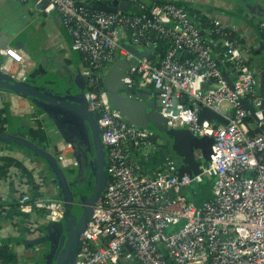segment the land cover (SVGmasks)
<instances>
[{
  "label": "built area",
  "instance_id": "obj_1",
  "mask_svg": "<svg viewBox=\"0 0 264 264\" xmlns=\"http://www.w3.org/2000/svg\"><path fill=\"white\" fill-rule=\"evenodd\" d=\"M19 1L32 2L39 12L53 8L59 13L81 54L84 96L107 153L106 186L81 235L74 264H264V98L260 76L249 62L251 49L233 27L217 16L205 20L201 10L171 1L117 0L144 14L94 8L116 0ZM259 27L264 36V21ZM126 44L142 49L168 44L153 59L138 58L137 84L151 88L161 113L175 105L168 128L188 127L196 137H213L210 159L199 174L180 176V160L171 156L155 170L135 159V153L147 159L170 150L160 134L115 109L100 85L120 55L136 58ZM0 53L2 71L24 81L28 54L14 46L0 48ZM203 106L227 123H200ZM65 144L57 151L59 165L77 167L78 159L65 150L73 145ZM196 156L201 159L202 153L196 151ZM206 179L213 182L211 197L198 205L187 188ZM18 206L23 214L38 212L43 222H59L65 214L64 202L49 196L23 193ZM6 210L0 204V215ZM24 222L28 228V219ZM32 249L22 264L36 262L44 246L36 243Z\"/></svg>",
  "mask_w": 264,
  "mask_h": 264
},
{
  "label": "crops",
  "instance_id": "obj_2",
  "mask_svg": "<svg viewBox=\"0 0 264 264\" xmlns=\"http://www.w3.org/2000/svg\"><path fill=\"white\" fill-rule=\"evenodd\" d=\"M143 1L150 3L152 0ZM165 1L181 4L189 9H199L205 20L217 16L230 24L235 35L241 37L244 45L251 49L249 62L255 73L260 76L264 72V36L259 27L260 22L264 21V0ZM45 7L47 8L46 4ZM6 46L20 48L28 54L26 76L38 84L53 92L73 97H79L85 92V79L80 73L81 54L74 49L71 36L55 9L47 8L39 12L35 10L32 2L22 4L19 0H0V48ZM135 48L146 50L147 54L155 58L168 48V44H163L158 49H142L138 46ZM122 59L132 62L121 55L116 61ZM3 62L4 56L0 53V67ZM136 67L137 64L124 72L120 79L121 87L132 97L153 105L156 101L150 96L151 88L140 89L137 84ZM101 87L106 90L105 83H102ZM59 114L62 116L34 104L24 96L0 90L1 134L27 141L52 157L57 156L59 145L70 143L69 141L75 144L76 149L73 146V149L65 147V150L66 153H71L70 156L74 155L78 159L79 165L73 168L61 167L64 179L73 188L75 182L84 175L81 161L77 157L76 136L80 137L79 143L85 152H89L90 147L86 139L82 138L86 133L85 127L79 124L76 127L72 125L73 129L68 128L64 124L63 114ZM165 157L164 151L152 154L147 159L135 153V159L148 170L158 168L165 161ZM62 183L59 176L55 175L37 154L21 148L15 142L0 140V204L7 206L5 213L0 215V247L5 245L10 249L9 264H22V259L27 253L31 257L34 242L38 240L42 242L44 249L37 255V262L32 264H44L47 251L45 238L50 222H43L36 211L21 213L18 199L23 193L33 197L49 196L62 199ZM27 219L28 228L24 222ZM22 224L23 228H20Z\"/></svg>",
  "mask_w": 264,
  "mask_h": 264
},
{
  "label": "water",
  "instance_id": "obj_3",
  "mask_svg": "<svg viewBox=\"0 0 264 264\" xmlns=\"http://www.w3.org/2000/svg\"><path fill=\"white\" fill-rule=\"evenodd\" d=\"M45 4H47V1H45ZM130 7L131 5L129 2H119L116 0L113 2V5H100L94 8L116 13L119 10L127 12ZM125 46L136 58L132 60V62H128L126 59L116 61L100 78V85L102 86V83H105L111 105L115 109L121 111L128 121L140 127L152 129L163 137L169 150L179 157L180 166L178 174L180 176L183 174H189L190 176L199 174L201 171L200 166L203 165L204 161L210 159L214 140L213 137H196L188 127L168 128V119L176 112L175 105L168 109L166 113H161V109L156 102L152 105L146 101L138 100L121 87V76L127 69L138 63V58H153L152 55L146 53V50H138L133 45L126 44ZM1 67L0 90L11 91L15 94L24 96L30 99L34 104L50 111L52 110L53 113H57L58 116H62L59 114L62 113L64 116V124L68 128L73 129V127L79 124L85 127V135H80H84L82 138H85L87 143H89L90 150L89 152H84L83 150L82 154L78 151L77 157L79 161H81V170L84 173V177L87 176L89 182L87 183V188L80 192H74L72 187L68 185L56 157L50 156L44 150L21 139V141L26 143L28 149H30V147L33 148L30 150L41 157L45 163L50 166L55 175L59 176L63 182L64 194L61 200L65 205V214L61 221L50 222L49 224V227H54V232L45 238V240H47V251L44 264H74L81 241V235L90 221L96 204L102 197L108 179L107 153L101 141L97 117L86 102L84 92H82L79 97L62 95L53 92L44 85L38 84L31 77H26L24 81L17 80L3 72ZM224 74L230 81L226 71H224ZM260 79V93L264 98V72L261 73ZM186 102L185 99L182 100V103ZM174 103L176 104V101ZM243 103L252 113L254 112V108L251 104L247 101H243ZM205 120L215 124L227 123V119L222 115L203 106L200 109L199 122L202 123ZM72 125L73 127H71ZM1 136L0 134V137ZM7 136L8 135H5V137ZM76 138L79 139L80 137L76 136ZM69 142L75 146L74 143L71 141ZM196 151L202 153L201 159L196 156ZM88 155L91 160L89 164H87ZM88 165L91 167L90 176L85 175ZM37 243L42 244L39 240Z\"/></svg>",
  "mask_w": 264,
  "mask_h": 264
},
{
  "label": "trees",
  "instance_id": "obj_4",
  "mask_svg": "<svg viewBox=\"0 0 264 264\" xmlns=\"http://www.w3.org/2000/svg\"><path fill=\"white\" fill-rule=\"evenodd\" d=\"M151 2H156V3H164V2H166L165 0L163 1H161V0H152ZM181 5V4H180ZM130 12L131 13H133V14H142L143 12L144 13H146V11H144V10H141L139 7H137L136 5H132L131 7H130ZM143 13V14H144ZM203 19H205V18H203ZM243 41V40H242ZM244 42V41H243ZM81 59H82V57H81ZM1 134V133H0ZM2 136L0 137V140L1 141H4V142H7V143H12V142H15V144L16 145H18V146H20L21 148H24L25 150H28V151H30V152H32V153H34L32 150H30V149H33V148H31L30 147V149H28V147H27V145H26V143L24 142V141H21V140H19V139H14V138H12V137H5V135H3V134H1ZM88 157H89V155H88ZM90 157L88 158V161H87V164H89L90 163ZM90 174H91V167L88 165V169H87V171H86V174L85 175H88V176H90ZM83 178H84V175H83ZM213 183V182H212ZM80 184H78V180L75 182V185L73 186V191L74 192H80V191H82L80 188ZM204 190H206V189H200L199 191H196V200H195V198H194V200H195V202L199 205V204H201V203H203L205 200H207V199H209L210 198V196H211V191H212V187H211V190H210V192L209 193H207V190H206V193H204L205 195H203L202 196V200L201 201H199L200 199H199V195H202L203 194V192H204ZM54 232V227H50L49 228V231H48V234H47V236H49L50 234H52ZM38 242V241H37ZM36 242V243H37ZM35 242H34V244H36ZM33 244V245H34ZM32 245V246H33ZM11 255V252H10V249L7 247V246H5V245H3L2 247H0V259H2V264H9V261H10V256Z\"/></svg>",
  "mask_w": 264,
  "mask_h": 264
},
{
  "label": "rangeland",
  "instance_id": "obj_5",
  "mask_svg": "<svg viewBox=\"0 0 264 264\" xmlns=\"http://www.w3.org/2000/svg\"><path fill=\"white\" fill-rule=\"evenodd\" d=\"M165 155H166V157L171 156L173 158L179 159V157L177 155H175L171 151L168 152V150H165ZM212 186H213L212 181L206 179V180L202 181V183H200V184H195L192 187L187 188L188 189L187 192H188V195L190 198H192V199L195 198V200H196V191H199L200 189L203 188V189L207 190V193H209ZM206 190H204L202 195H199V199H200L199 201H201L203 199L202 196L205 195L204 193H206Z\"/></svg>",
  "mask_w": 264,
  "mask_h": 264
},
{
  "label": "flooded vegetation",
  "instance_id": "obj_6",
  "mask_svg": "<svg viewBox=\"0 0 264 264\" xmlns=\"http://www.w3.org/2000/svg\"><path fill=\"white\" fill-rule=\"evenodd\" d=\"M80 142V140L79 139H77V147H78V151L82 154L83 153V147L81 146L82 144L81 143H79ZM80 144V145H79ZM82 148H81V147ZM85 152V151H84ZM86 154V153H85ZM89 182V178L86 176V177H81L80 179H78V184H80V189L81 190H85L86 188H87V183ZM75 185V184H74Z\"/></svg>",
  "mask_w": 264,
  "mask_h": 264
}]
</instances>
